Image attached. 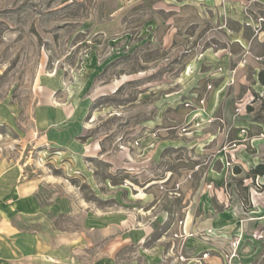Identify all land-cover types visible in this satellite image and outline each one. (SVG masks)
Returning <instances> with one entry per match:
<instances>
[{"label":"rangeland","instance_id":"374dc122","mask_svg":"<svg viewBox=\"0 0 264 264\" xmlns=\"http://www.w3.org/2000/svg\"><path fill=\"white\" fill-rule=\"evenodd\" d=\"M260 71L264 0H0V264H264Z\"/></svg>","mask_w":264,"mask_h":264},{"label":"trees","instance_id":"16d2710c","mask_svg":"<svg viewBox=\"0 0 264 264\" xmlns=\"http://www.w3.org/2000/svg\"><path fill=\"white\" fill-rule=\"evenodd\" d=\"M258 81L261 85L264 86V71H260L258 73ZM248 111L250 112L251 108H248ZM236 172H238V170ZM252 174L254 176L264 175V165H258L255 169L252 170Z\"/></svg>","mask_w":264,"mask_h":264},{"label":"crops","instance_id":"0c3cea01","mask_svg":"<svg viewBox=\"0 0 264 264\" xmlns=\"http://www.w3.org/2000/svg\"><path fill=\"white\" fill-rule=\"evenodd\" d=\"M188 6H189V8H190V7L193 6V4H191V5H190V4H189V5L187 4L186 7H188ZM240 84H242V83H240ZM33 238H34V236H33ZM35 241H37V239H35ZM93 244H95V243H92V245H93ZM113 245H114V244H113ZM113 245H112V246H113ZM34 251H35V250H34ZM35 252H36V251H35ZM36 253H37V252H36ZM20 261H21L20 258H16V259H15V258H12V259H6V261L4 260V262H7V264H13V263H11V262H14L15 264H18ZM0 263H1V260H0Z\"/></svg>","mask_w":264,"mask_h":264}]
</instances>
